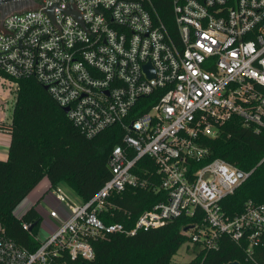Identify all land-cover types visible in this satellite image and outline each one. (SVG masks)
Instances as JSON below:
<instances>
[{
	"label": "built area",
	"instance_id": "2783aa9c",
	"mask_svg": "<svg viewBox=\"0 0 264 264\" xmlns=\"http://www.w3.org/2000/svg\"><path fill=\"white\" fill-rule=\"evenodd\" d=\"M172 5V30L153 0H41L34 9L0 12V76L13 108L18 82L34 78L69 108L87 138L115 125L125 131L109 156L112 177L90 201L50 188L56 207L32 234L36 250L0 227V264H89L93 240L158 229L198 211L204 222L190 229V246L199 242L193 258L217 249L224 235L244 243L253 261L264 249V205L248 203L233 218L222 207L255 169L207 162L211 151L200 142L219 137L233 118L264 133V0ZM151 97L156 103L132 120ZM11 122L0 117L2 124ZM127 189L163 191L167 200L132 229L105 223L101 215L114 217L119 207L113 197Z\"/></svg>",
	"mask_w": 264,
	"mask_h": 264
},
{
	"label": "trees",
	"instance_id": "16d2710c",
	"mask_svg": "<svg viewBox=\"0 0 264 264\" xmlns=\"http://www.w3.org/2000/svg\"><path fill=\"white\" fill-rule=\"evenodd\" d=\"M153 4L172 30L175 26L172 0H153ZM156 101L151 97L141 102L142 108L132 113V120ZM0 129L11 136L8 159L0 160V227L6 237L34 251L39 243L32 234H37L42 217L35 207L18 217L25 200L47 179L52 188L66 184L82 202L90 201L111 179L109 156L115 146L123 144L125 131L115 125L93 139L87 138L34 78L18 82L12 122L0 123ZM200 142L211 151L207 162L222 159L244 171L255 169L235 194L222 202L230 217L243 213L248 203L264 205V133L257 134L253 128L244 127L239 118H233L219 137H205ZM113 199L119 207L114 217L105 213L101 218L107 224L120 223L127 229L134 228L143 213L167 200L163 191L152 189H127ZM203 222L204 215L198 211L195 217L183 216L158 229L93 240L95 259L89 264H176L174 258L182 246L187 243L188 251L191 249L190 229ZM26 223L33 227L32 231L24 229ZM198 243L194 242L195 248L190 252L196 254ZM218 244L215 250L197 253L187 264H264V249L257 250L253 261L244 243L224 235ZM67 264H83V261L70 260Z\"/></svg>",
	"mask_w": 264,
	"mask_h": 264
},
{
	"label": "rangeland",
	"instance_id": "374dc122",
	"mask_svg": "<svg viewBox=\"0 0 264 264\" xmlns=\"http://www.w3.org/2000/svg\"><path fill=\"white\" fill-rule=\"evenodd\" d=\"M36 7L34 6H29L26 7L25 10H29V9H34ZM20 10V9H18ZM9 84L5 82L4 79L1 78L0 76V117H3L7 120H11L12 119V111H13V102L14 99L10 94V89H9ZM46 182L42 183L41 185H39V187H37L31 194L30 196L27 198V200H25V202L22 204V206L19 208L18 210V217L23 216L28 209H30L32 207V203H36L37 200L42 196V194L46 191H42V189L45 187ZM61 188H63L64 191H66L75 201L80 202L81 199L80 197L70 188L68 187L66 184H62ZM44 209H46L48 211L49 206L45 205V203H43L41 201L40 203ZM192 249V247H191ZM190 249V251H191ZM188 251V244H184L182 246V248L180 249L178 255L174 258V262L176 264H187L189 263L192 259L194 254L192 252Z\"/></svg>",
	"mask_w": 264,
	"mask_h": 264
},
{
	"label": "crops",
	"instance_id": "0c3cea01",
	"mask_svg": "<svg viewBox=\"0 0 264 264\" xmlns=\"http://www.w3.org/2000/svg\"><path fill=\"white\" fill-rule=\"evenodd\" d=\"M10 145H11V136H10V134H8L7 132L1 131L0 132V160L5 161V160L8 159ZM44 182H46V185L42 189V191H46V192H44L42 194V196L37 200V202L35 204L32 203V207H31V208L35 207L38 210V212L40 213L41 217H43L45 214L47 215V212H48L40 204L41 201L43 203H45L46 206L48 205L49 209H53L54 207H56V203L51 199V197L49 195L50 188H51L50 182L47 179H45L42 183H44ZM30 209H28L27 211H29Z\"/></svg>",
	"mask_w": 264,
	"mask_h": 264
},
{
	"label": "flooded vegetation",
	"instance_id": "af4514ba",
	"mask_svg": "<svg viewBox=\"0 0 264 264\" xmlns=\"http://www.w3.org/2000/svg\"><path fill=\"white\" fill-rule=\"evenodd\" d=\"M41 0H18L11 2L10 4L6 5L5 7L1 8L2 12L12 13L18 11V9H26V7L34 6L36 7L39 5Z\"/></svg>",
	"mask_w": 264,
	"mask_h": 264
},
{
	"label": "water",
	"instance_id": "95a60500",
	"mask_svg": "<svg viewBox=\"0 0 264 264\" xmlns=\"http://www.w3.org/2000/svg\"><path fill=\"white\" fill-rule=\"evenodd\" d=\"M18 1V0H0V12L3 15H7L8 13L2 12L1 8L5 7L6 5L10 4L11 2ZM47 90V87H45ZM64 111L68 114L69 113V108H65ZM185 231H188L187 229ZM230 264H240L238 262L230 263Z\"/></svg>",
	"mask_w": 264,
	"mask_h": 264
}]
</instances>
